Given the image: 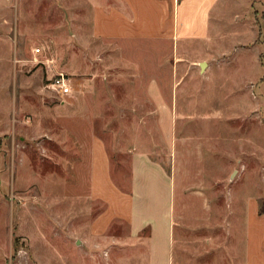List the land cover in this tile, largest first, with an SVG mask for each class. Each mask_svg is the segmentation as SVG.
I'll use <instances>...</instances> for the list:
<instances>
[{"label": "rangeland", "instance_id": "obj_1", "mask_svg": "<svg viewBox=\"0 0 264 264\" xmlns=\"http://www.w3.org/2000/svg\"><path fill=\"white\" fill-rule=\"evenodd\" d=\"M95 2L0 0V264H145L143 246L90 230L101 209L87 198L79 147L90 132L105 140L116 180L136 135L173 163L186 192L176 187V213L191 225L178 220L176 252L189 239L212 249L208 263L229 251L240 261L253 199L264 211V0H218L208 38L186 47L95 38ZM59 73L67 94L47 80ZM150 78L167 96L147 95ZM170 103L171 130L160 111ZM125 234L114 224L105 235Z\"/></svg>", "mask_w": 264, "mask_h": 264}, {"label": "crops", "instance_id": "obj_2", "mask_svg": "<svg viewBox=\"0 0 264 264\" xmlns=\"http://www.w3.org/2000/svg\"><path fill=\"white\" fill-rule=\"evenodd\" d=\"M102 1L104 2L100 3V0L95 2L91 7L90 27L95 38L105 39L111 43H114L113 40L122 41L128 45L139 41L171 43L175 47L179 44L186 47L191 41H204L208 38L211 11L218 2V0ZM33 51L37 53L35 48ZM53 76L55 75L49 76L47 80ZM148 84L146 90L148 96H167L155 79L150 78ZM85 90L86 96L94 94L89 88ZM171 107L172 103L160 108V111L170 114V118L165 115L163 123L164 127L170 130ZM88 111L91 112L84 116V120L88 127L92 128L95 121V116H92L94 110ZM76 117V111H70L61 119L70 122ZM139 126L140 124H135V127ZM132 140V147L128 150L130 153L128 174H123V167H119L122 173L120 172L117 180L113 176L110 153L102 137L90 132L79 143L81 151L85 153L87 198L101 206L100 211L90 220L91 232L103 240H115L119 242V246L130 241L143 246L145 264H215L208 263L204 254L207 251L211 252L212 249H203L197 242H190L189 239L182 240L181 250L176 252L175 227L178 220L180 219L181 224L188 230L191 228L188 221L190 218L177 215L175 207L176 187L179 185L183 193H186L185 188L178 183L173 163L169 168L150 150L138 147L139 136H134ZM175 156L174 153V160ZM191 191L201 192L198 189ZM188 208L189 206H184L182 209L184 213ZM250 209L252 217L246 226L247 235L244 238L239 263L236 254L229 251L225 256L219 255L216 264H264V213L258 214V203L255 199ZM114 224L123 225L126 234L106 236V232Z\"/></svg>", "mask_w": 264, "mask_h": 264}, {"label": "built area", "instance_id": "obj_3", "mask_svg": "<svg viewBox=\"0 0 264 264\" xmlns=\"http://www.w3.org/2000/svg\"><path fill=\"white\" fill-rule=\"evenodd\" d=\"M36 52H39V48H35ZM69 77L65 76L62 73L56 74L53 76L49 83L52 85L56 90H58L61 94H67L71 91L70 85H69Z\"/></svg>", "mask_w": 264, "mask_h": 264}, {"label": "water", "instance_id": "obj_4", "mask_svg": "<svg viewBox=\"0 0 264 264\" xmlns=\"http://www.w3.org/2000/svg\"><path fill=\"white\" fill-rule=\"evenodd\" d=\"M200 66H201V67H204V62H201V63H200Z\"/></svg>", "mask_w": 264, "mask_h": 264}, {"label": "trees", "instance_id": "obj_5", "mask_svg": "<svg viewBox=\"0 0 264 264\" xmlns=\"http://www.w3.org/2000/svg\"><path fill=\"white\" fill-rule=\"evenodd\" d=\"M264 211H260V213H263Z\"/></svg>", "mask_w": 264, "mask_h": 264}]
</instances>
